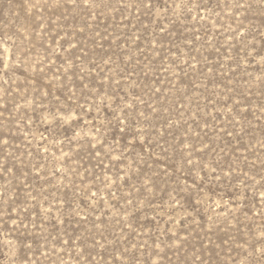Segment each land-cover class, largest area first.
Wrapping results in <instances>:
<instances>
[{"label": "rangeland", "instance_id": "374dc122", "mask_svg": "<svg viewBox=\"0 0 264 264\" xmlns=\"http://www.w3.org/2000/svg\"><path fill=\"white\" fill-rule=\"evenodd\" d=\"M0 264H264V0H0Z\"/></svg>", "mask_w": 264, "mask_h": 264}]
</instances>
